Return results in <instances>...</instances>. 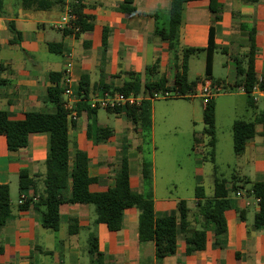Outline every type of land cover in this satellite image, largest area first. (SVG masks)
<instances>
[{
  "label": "crops",
  "instance_id": "obj_1",
  "mask_svg": "<svg viewBox=\"0 0 264 264\" xmlns=\"http://www.w3.org/2000/svg\"><path fill=\"white\" fill-rule=\"evenodd\" d=\"M1 1L0 111L9 112L13 120H21L29 112L54 111L53 105L43 100L48 89L57 86L50 79L52 72L62 75L64 87L67 86L65 79L69 76L75 94L82 77L87 75L92 89L88 98L102 92L98 87L103 84L121 88L127 82L137 81L141 91L131 93L142 95L146 83L163 77L171 83L175 67L181 64V50L207 48L211 27L215 30V56L217 53L229 56L232 62L226 61L223 65L235 73L227 81L218 79L225 82L229 91L214 98L216 121L221 96L239 100L247 113L252 112L251 108L257 107L259 102L263 101L264 104V98L253 103L239 88H234L237 59L243 61V68L247 67L245 56L250 49L249 32L252 30L256 31L257 77H264V0H257L256 3L250 0H217L221 11L215 22L210 11V0H194L185 4L180 20L179 42L174 46L159 36L161 32L167 33L169 30L172 0H131L135 12H127L121 8L127 0H82L84 14L92 18L93 30L81 33L78 37L75 34L65 35V30L54 28L66 14V0L43 1L42 5H51L45 10L38 8L36 0ZM9 22L14 23L18 35L10 33ZM104 36L107 37L106 46ZM50 44H62V55L52 53ZM201 55L205 73V54L192 55L188 60V78L191 61ZM204 77L198 76L203 81ZM81 95L85 93L81 92ZM81 95H75L78 98L75 105L76 117L68 116L70 167H74L78 152L87 155L88 174L95 179L89 186L91 193L106 192L116 185L117 174L126 156L130 168V187L144 196H152L156 218L175 212L179 201L191 200L179 197L160 198L155 169L152 188L143 183L144 161L137 146L139 131L133 125L129 126L125 117L109 113L108 110L99 109L96 113L82 111L79 114L78 105L86 104L79 100ZM155 100L157 99L150 100L151 117ZM101 110L108 115L117 116L116 128L98 123V113ZM254 115L252 112L251 118L232 121V150L234 123L237 120L254 121L257 117ZM101 129L111 133L105 140L99 138ZM129 132L131 138L127 140ZM256 132L254 139L247 143L244 154L238 156V162L228 177L223 175L219 178L214 174L211 181L206 182L200 164L195 171V190L201 186L206 199L222 198L229 201L230 207L225 211L226 236L217 239L212 231H208L205 248L187 252L186 238L192 237L204 224L198 215L199 200L195 197L192 205L187 202L191 210L187 232L178 233L175 254L163 259L156 257L153 241L140 242V211L136 207L124 211L121 230L113 232L105 224H95L97 215L93 205L64 202L59 208L60 229L57 232L45 229L41 222V212L34 209V204L44 190L49 137L47 134H32L26 147L11 152L7 138L0 135V185H9L13 207L11 219L0 231V264H264V226L254 228L260 205L251 192L252 183L264 181V123L256 127ZM129 141L131 146L127 149L126 142ZM217 144L218 139L213 162ZM22 172L36 181V186L27 194L22 193L19 188ZM217 179L223 183L217 185ZM22 195L26 196V200L32 199L26 210L20 209L26 202L25 200L19 204ZM71 195L72 181L69 182L64 197L69 199ZM71 219L76 220L78 227L77 233L73 235L69 233ZM92 232L97 235L99 252L102 254L99 262L96 257L93 262L89 253Z\"/></svg>",
  "mask_w": 264,
  "mask_h": 264
},
{
  "label": "trees",
  "instance_id": "obj_2",
  "mask_svg": "<svg viewBox=\"0 0 264 264\" xmlns=\"http://www.w3.org/2000/svg\"><path fill=\"white\" fill-rule=\"evenodd\" d=\"M38 8L45 10L51 5H42L43 1L36 0ZM194 0H172V9L170 14V26L167 33L161 32L159 36L166 41H170L171 45L179 42L180 20L184 11L185 4ZM256 3L257 0H250ZM0 0V10H1ZM132 1L127 0L121 8L127 12H135L131 6ZM84 5L81 2L72 5V11L76 15L74 29L64 31L65 35L75 34L77 37L84 32L93 30L92 18L84 14ZM210 11L213 15V21L219 19L221 6L217 0H210ZM1 14V12H0ZM9 31L13 36L18 35L13 22L8 23ZM105 33L107 30L104 31ZM255 30L249 32L250 49L245 56L247 67L243 68V61L237 59V72L234 88H244L249 100L254 103L251 95L253 88L259 79L255 69L256 45ZM215 30L210 29L209 42L207 48H184L181 50L182 59L180 66L175 67V73L172 75L171 83L166 77L155 82L146 83L143 87L144 95L152 97L160 92H177L181 97L186 98L195 94L197 86L203 82L202 78L190 81L188 78V60L192 55L204 53L206 59V67L204 78L212 80L214 84H222L226 87L225 82L213 78V61L217 50L215 40ZM104 36V45L106 39ZM49 49L52 53L62 55V44H50ZM52 82L57 86L48 89L46 97L43 99L45 103L53 105L54 111L49 112H29L26 113L21 120H13L9 112L0 111V135L7 138L8 149L16 152L28 145L29 136L32 134H47L49 137V156L45 162L46 173L43 179L44 190L38 196L34 209L41 212V222L45 229L57 232L61 226L60 205L64 202L89 204L95 207L97 218L95 224H105L110 231H120L123 224L124 211L136 207L140 211L139 220V239L140 242L153 241L156 246V257L163 259L175 254L177 249V235L179 232L186 233L190 225L189 217L191 210L185 200H181L177 204L175 212L156 218L154 214V203L151 195L144 196L133 191L129 184L130 168L126 156L123 158V165L116 177V185L106 192L91 193L89 186L95 182V179L89 177L88 165L89 160L85 153L78 152L75 158L74 167H70V145H69V112L64 108L63 93L65 87L62 85V75L52 72L50 74ZM261 88L264 89V77L261 78ZM102 91H120L128 94L132 91L140 92L141 87L137 81L125 83L121 88H111L103 84L98 87ZM90 78L84 75L75 89L77 96L81 92L89 97L91 92ZM78 113L89 111L96 113L97 110L90 109L88 104H79ZM109 113L122 115L125 119L132 123L134 129L140 132H147L151 128V102L145 100L138 107L123 106L116 109L108 110ZM204 130L203 133L209 138L208 145L211 147L212 157H214V148L216 145V102L213 98L204 107L203 111ZM264 123V110L254 121L237 120L233 125V150L236 156H242L245 152L246 145L256 136V127ZM109 130L101 129L99 131L100 140H105L110 135ZM143 179L149 184L152 179V172L149 163L145 161L142 164ZM72 181V195L69 199H65L64 192L69 182ZM223 182L217 179L216 184ZM249 183V182H248ZM247 183V184H248ZM147 185V184H146ZM36 186L34 179H29L26 172L20 174L19 188L22 193L27 194L29 190ZM148 186V185H147ZM150 186V185H149ZM234 188H237L236 186ZM251 192L260 199V210L256 214L254 228L264 226V181L252 183ZM198 215L203 220V227L195 231L192 237L186 238L187 252L203 250L206 245L207 233L212 231L215 238H224L226 236L227 227L225 219V211L230 207L229 201L216 198L206 199L204 189L198 186L195 190ZM32 199H27L20 207L26 210ZM13 215V207L10 199L9 185H0V231L7 225ZM78 227L76 220L71 219L69 226L70 235L76 234ZM89 253L92 261L96 257L97 262L102 258L99 252L98 238L95 232H92L89 238Z\"/></svg>",
  "mask_w": 264,
  "mask_h": 264
},
{
  "label": "rangeland",
  "instance_id": "obj_3",
  "mask_svg": "<svg viewBox=\"0 0 264 264\" xmlns=\"http://www.w3.org/2000/svg\"><path fill=\"white\" fill-rule=\"evenodd\" d=\"M226 61L232 62L229 56L216 54L214 68L216 80L227 81L234 76V71L230 72L224 67ZM203 66V55L193 58L190 81H195L198 76L204 75ZM203 109L204 103L199 97L191 100L160 97L153 103L151 128L147 132L139 131L137 146L141 150L143 161L149 163L152 172L151 182L148 184L143 179V183L152 188L155 169L157 193L160 198L191 199L187 202L192 205L196 187L195 171L199 164L203 168L206 182H210L214 174L219 178L223 175L228 177L239 159L232 150L230 135L232 121L251 118L252 112L259 115L264 110V104L263 101L259 102L257 107L251 108L252 112L247 113L239 100L221 96L217 110L218 144L215 162L212 161L209 138L203 133ZM116 119L117 116L108 115L101 110L97 120L100 125L116 128ZM123 121L126 122L125 119ZM127 123L132 126L131 122L127 121ZM130 133L126 137L127 140L131 138ZM130 142H126L127 149H130ZM17 197L18 193L15 199Z\"/></svg>",
  "mask_w": 264,
  "mask_h": 264
},
{
  "label": "built area",
  "instance_id": "obj_4",
  "mask_svg": "<svg viewBox=\"0 0 264 264\" xmlns=\"http://www.w3.org/2000/svg\"><path fill=\"white\" fill-rule=\"evenodd\" d=\"M68 3L66 14L61 18V20L54 25V28L57 30H67L74 29V31H78L77 28H74V22L76 21V15L72 11V5L78 4L81 0H66ZM65 82L67 86L64 89L63 98H64V108L69 112V116L73 118L76 117L75 105L78 98L75 96V93L72 89L71 78L69 76L66 77ZM261 78L259 79V83L255 85L253 91L251 93L254 101H257L259 98H264V89L261 88L260 85ZM240 92L245 93L244 88L238 89ZM228 87L225 88L224 85L214 84L208 79H205L202 83L198 85L196 88L195 94L187 96L188 98H196L199 97L203 100L204 105H206L210 100L215 98L216 96L228 92ZM160 97L163 98H172V97H181V95L177 92H160L154 94L152 97L145 96L144 94L139 95L135 93L125 94L120 91H102L99 94H96L90 98L85 95H81L79 98L80 101L85 102L90 106L91 109L99 110H112L123 106L130 107H138L145 100H153L158 99ZM241 196V193L237 194ZM257 198V197H256ZM26 200V196L22 195L19 204L24 203ZM258 203H260V199L257 198Z\"/></svg>",
  "mask_w": 264,
  "mask_h": 264
}]
</instances>
